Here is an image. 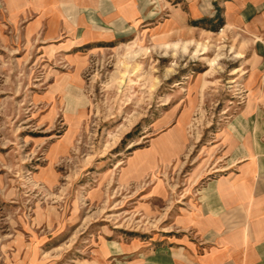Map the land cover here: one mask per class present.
Masks as SVG:
<instances>
[{
    "label": "rangeland",
    "instance_id": "374dc122",
    "mask_svg": "<svg viewBox=\"0 0 264 264\" xmlns=\"http://www.w3.org/2000/svg\"><path fill=\"white\" fill-rule=\"evenodd\" d=\"M194 1L114 35L0 0V264H180L199 188L264 151V24Z\"/></svg>",
    "mask_w": 264,
    "mask_h": 264
},
{
    "label": "crops",
    "instance_id": "0c3cea01",
    "mask_svg": "<svg viewBox=\"0 0 264 264\" xmlns=\"http://www.w3.org/2000/svg\"><path fill=\"white\" fill-rule=\"evenodd\" d=\"M200 0L193 2L200 12ZM152 0H42L72 33L127 35L155 19ZM219 17L243 25L264 24V0H209ZM217 13V12H216ZM200 14V13H198ZM42 21V20H41ZM75 30V31H74ZM248 152L233 176L207 180L196 197V239L179 247L180 264H264V151Z\"/></svg>",
    "mask_w": 264,
    "mask_h": 264
},
{
    "label": "trees",
    "instance_id": "16d2710c",
    "mask_svg": "<svg viewBox=\"0 0 264 264\" xmlns=\"http://www.w3.org/2000/svg\"><path fill=\"white\" fill-rule=\"evenodd\" d=\"M221 9L218 7L217 8V13H216V18L220 20L219 14H220Z\"/></svg>",
    "mask_w": 264,
    "mask_h": 264
}]
</instances>
